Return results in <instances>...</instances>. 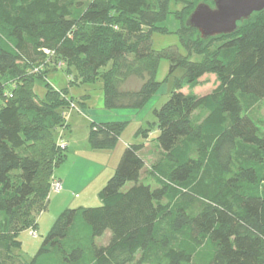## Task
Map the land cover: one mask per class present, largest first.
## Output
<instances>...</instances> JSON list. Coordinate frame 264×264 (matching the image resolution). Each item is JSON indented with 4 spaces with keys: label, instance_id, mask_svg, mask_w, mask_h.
Wrapping results in <instances>:
<instances>
[{
    "label": "trees",
    "instance_id": "obj_1",
    "mask_svg": "<svg viewBox=\"0 0 264 264\" xmlns=\"http://www.w3.org/2000/svg\"><path fill=\"white\" fill-rule=\"evenodd\" d=\"M172 1L182 4L174 13ZM200 2L213 6L0 0V264L18 249L20 232L35 231L66 156L59 144L73 104L68 89L45 81L40 99L35 78L60 70L70 84L100 79L95 91L104 109H139L162 84V59L168 75L178 67L184 73L153 109L161 151L149 167L154 185L141 176L143 142L127 143L98 191L100 205L65 207L23 264H264V117L256 111L264 99V10L233 33L206 39L218 41L209 50L184 22ZM169 13L180 22L181 44L201 61L176 45L153 47L154 32H169L161 24ZM206 74L215 75L216 86L197 95L192 90ZM131 78L136 85H128ZM126 124L91 121L90 147L113 148ZM106 230L108 242L96 244Z\"/></svg>",
    "mask_w": 264,
    "mask_h": 264
},
{
    "label": "rangeland",
    "instance_id": "obj_2",
    "mask_svg": "<svg viewBox=\"0 0 264 264\" xmlns=\"http://www.w3.org/2000/svg\"><path fill=\"white\" fill-rule=\"evenodd\" d=\"M181 6V3L173 1L170 2V12L174 13L175 10L180 9ZM172 13H169L164 22L161 23L162 25L168 28L169 32H154L152 34L153 47L155 49H160L168 45H176L180 53L186 56H190V59L192 61H201L202 57L200 55L194 52V50H186L184 45L181 44V39L176 33V29L179 27L180 22ZM184 18L185 22L187 17L184 16ZM200 43V47L202 45L204 49L208 48L209 50H212L218 43V41L204 39V41H201ZM107 68L108 66L104 67L102 71ZM168 69V60L162 59L159 62L157 71V79L162 80V84L158 91L148 100V102H146L143 107L139 109H120V111H112V114L116 119L127 120V124L124 127L118 142L113 148H111V153L104 154L103 156L87 153L84 149L85 147H87L88 149L90 148L88 142V134L90 130L91 121L88 118L89 116L85 113L89 112V110H86L88 107V103H84L87 101L83 97V92L92 91L93 93H95V90L98 91L99 89H97V86L101 85L100 79L91 81L90 83L83 85V81L78 78L79 80H77L80 83L77 82L75 84H70L68 83V78L66 77V75L60 70L48 73L45 79H40L37 77L35 78L33 83V89L37 97L40 99H43L45 97V81L49 82L51 85H53V87L57 89L62 88L64 86L68 89L67 96L71 98V102H73V104L70 108L66 109V123L68 124V128L65 130L64 134L63 132L62 134L65 135V140L66 138L68 139L71 136L78 142L79 146L76 147L75 152H79L76 153L78 157H74V160L73 156L66 159L68 153L65 152V159L62 161V163H59L55 167L54 172L64 170L66 173L70 172L69 175L70 178H72V176L75 174L73 173V171H76L75 177L79 175L80 179L76 183V189L73 190L72 187L70 188L74 192L72 190H68L67 192L62 191L65 194V202H61L62 200L60 199V197L58 198L57 196L58 194L62 193L59 192L62 189V182L59 178H56L61 183L60 190L50 191L45 209H43L39 214L37 213L36 215L37 218L40 215V221L37 227L35 228V231H33L34 229L32 228H26L24 231L20 232L18 236L20 245L18 249H14L13 252L8 253L9 257L7 260H5L4 264H23L24 262H28L37 251L42 239L49 231L55 218L65 207H73L80 205H100L98 191L105 185L107 179L113 173L115 166L118 163L120 156L127 143L143 142L144 148L142 149L141 154L143 155L146 163L141 176L145 182L154 185V180L149 177V167L152 161L161 156V151L158 147V143L156 140L157 127L155 125L153 109L159 108L169 98L170 92L173 89L174 79L180 78L184 73L183 68L178 67L171 75H168ZM214 78L215 75L213 74L204 75L200 79L199 84L194 87L192 91L197 95L210 91L216 86ZM136 84L137 80L133 78L129 79V86H134ZM83 87H85V89H83ZM97 91L95 95L93 94V96H91V98H86L89 100L91 99L94 109L95 105L101 102L100 98H98L99 92ZM183 91L187 92L188 88L184 87ZM2 103L3 101L0 98V106ZM84 105H86V108ZM256 111L261 117H264V99L260 102ZM144 131L149 132L146 137L143 135L145 134ZM82 141L84 142L83 144H81ZM64 144V148H67V143L64 142ZM84 144H87V146H84ZM94 150L95 152H104L99 149ZM97 161H99L100 163V168L97 171H92L89 168L85 171L84 165L82 163L87 162L89 164H92ZM76 162L79 163L78 167L74 165ZM62 173L64 174V172ZM74 178L70 180H73ZM128 185H130V183H128ZM110 235V230H106L102 236L97 237L95 239L96 244H106L109 240ZM6 254L7 253H5V255Z\"/></svg>",
    "mask_w": 264,
    "mask_h": 264
},
{
    "label": "water",
    "instance_id": "obj_3",
    "mask_svg": "<svg viewBox=\"0 0 264 264\" xmlns=\"http://www.w3.org/2000/svg\"><path fill=\"white\" fill-rule=\"evenodd\" d=\"M198 3L185 20L202 39L233 33L240 23L264 10V0H212Z\"/></svg>",
    "mask_w": 264,
    "mask_h": 264
},
{
    "label": "crops",
    "instance_id": "obj_4",
    "mask_svg": "<svg viewBox=\"0 0 264 264\" xmlns=\"http://www.w3.org/2000/svg\"><path fill=\"white\" fill-rule=\"evenodd\" d=\"M83 89H85V87H83ZM86 90H88V89H86ZM86 92H88V91H85L83 93L86 94ZM95 93H96V91H95ZM95 93H93L92 91H90L89 92V94H90L89 98H91V96H93V94L95 95ZM98 98H100V101H101V94H100V92L98 94ZM87 103H88V107H87L86 110L87 111L89 110V112H85V113L89 116L88 118H89L90 121H109V120H116V118L112 114V111L104 109L103 106L101 105V102L95 105V109H94V107L92 105L91 99L90 100L87 99ZM89 103H90V106H89ZM114 111H120V110H114ZM66 143H67L66 152L68 153V156H67L66 159H68L69 157H72L73 156V160H74V157H76V158L78 157L76 153L79 152V151H76L75 152V149H76L77 146H79V144L71 136L68 139L66 138ZM83 143L84 142L82 141L81 144H83ZM85 145L87 146V144H84V146ZM84 149H85V151L87 153H90V154H93V155H101V156H103L104 154L111 153L110 152L111 149H99V150L104 151V152H95V150L93 148H91V147L89 148L90 149V152H89V149L87 147H85ZM95 163H96L97 166L95 165ZM78 164L79 163L76 162L74 165L76 167H78ZM82 164L84 165L85 171L88 168L90 170H92V171H97L100 168L99 161L94 162L92 164H89L87 162H84ZM62 172H64V174ZM69 173L70 172L66 173L64 170L63 171L60 170V171L54 172L55 177L59 178L61 180V182H62V189L59 192H62V191L67 192L68 190H72V189L74 190V189H76L75 188L76 187V183L80 179V177H79V175H77L75 177L76 171L75 172L73 171V173H75V174L72 176V178H74V177L75 178L73 180H70L72 178H70ZM71 187H72V189H70ZM57 197L58 198L60 197V199L62 200L61 202H63L64 201L65 194L62 192V193L58 194ZM62 204H64V203H62ZM65 204H70V203H65ZM39 217H40V215L37 218V223H39V221H40V218Z\"/></svg>",
    "mask_w": 264,
    "mask_h": 264
},
{
    "label": "built area",
    "instance_id": "obj_5",
    "mask_svg": "<svg viewBox=\"0 0 264 264\" xmlns=\"http://www.w3.org/2000/svg\"><path fill=\"white\" fill-rule=\"evenodd\" d=\"M60 148L63 149L65 144L64 142H60L59 144ZM61 188V183L58 179H54L50 185V191H58Z\"/></svg>",
    "mask_w": 264,
    "mask_h": 264
},
{
    "label": "bare ground",
    "instance_id": "obj_6",
    "mask_svg": "<svg viewBox=\"0 0 264 264\" xmlns=\"http://www.w3.org/2000/svg\"><path fill=\"white\" fill-rule=\"evenodd\" d=\"M53 86V85H52ZM55 88V87H54ZM56 89V88H55ZM60 147V146H59Z\"/></svg>",
    "mask_w": 264,
    "mask_h": 264
}]
</instances>
